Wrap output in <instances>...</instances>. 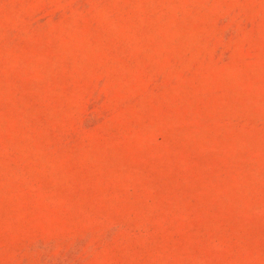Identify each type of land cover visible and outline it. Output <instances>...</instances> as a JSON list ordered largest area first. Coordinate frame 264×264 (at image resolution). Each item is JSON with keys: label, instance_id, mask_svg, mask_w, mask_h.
I'll list each match as a JSON object with an SVG mask.
<instances>
[{"label": "rangeland", "instance_id": "rangeland-1", "mask_svg": "<svg viewBox=\"0 0 264 264\" xmlns=\"http://www.w3.org/2000/svg\"><path fill=\"white\" fill-rule=\"evenodd\" d=\"M0 264H264V0H0Z\"/></svg>", "mask_w": 264, "mask_h": 264}]
</instances>
